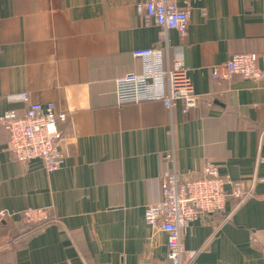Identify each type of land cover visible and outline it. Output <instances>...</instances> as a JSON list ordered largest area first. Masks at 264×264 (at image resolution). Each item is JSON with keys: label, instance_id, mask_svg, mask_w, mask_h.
Returning a JSON list of instances; mask_svg holds the SVG:
<instances>
[{"label": "crops", "instance_id": "1", "mask_svg": "<svg viewBox=\"0 0 264 264\" xmlns=\"http://www.w3.org/2000/svg\"><path fill=\"white\" fill-rule=\"evenodd\" d=\"M143 2L0 0V115L22 114L7 97L24 92L66 115L64 162L52 173L40 160L21 167L0 127V210L51 218L29 236L20 218L3 223L0 264H169L144 206L160 201L164 176L192 178L207 162L226 192L242 182L253 194L186 227L185 249L200 250L193 264H264V81L211 76L243 53L264 69V0H175L189 4L185 36L168 34V56L188 69L196 97L186 112L182 102L116 104L115 80L142 71L132 52L156 42V25L136 12Z\"/></svg>", "mask_w": 264, "mask_h": 264}, {"label": "built area", "instance_id": "2", "mask_svg": "<svg viewBox=\"0 0 264 264\" xmlns=\"http://www.w3.org/2000/svg\"><path fill=\"white\" fill-rule=\"evenodd\" d=\"M189 4L177 6L175 0H144L137 5L139 17L144 16L158 28L156 42L151 48L134 50L132 57L142 65L140 74H128L115 80L114 95L118 106L141 103H160L171 110L176 102L184 104V112L196 105L188 69L179 58H169L170 31L183 38L189 23ZM261 56L252 53L236 54L212 69V78L229 81L233 76L250 81H264V69L259 67ZM9 102L25 104L22 114L10 109L0 115V127L5 131V150L21 166L40 160L47 173L62 168L64 156L59 150L61 132L57 122L66 115L58 113L52 104L31 102L29 95H10ZM166 161H173L167 154ZM192 178L172 171L161 179V199L147 204L143 219L149 228H158L166 236V257L169 264H193L200 250H186L182 234L186 227L202 216H214L224 210L229 199L243 202L252 194L242 182H232L230 192L225 191L227 181L221 177L218 166L211 162ZM46 210L28 209L21 213L0 210V226L15 218L22 223H38L47 219ZM254 241V240H252ZM254 243V242H253Z\"/></svg>", "mask_w": 264, "mask_h": 264}, {"label": "trees", "instance_id": "3", "mask_svg": "<svg viewBox=\"0 0 264 264\" xmlns=\"http://www.w3.org/2000/svg\"><path fill=\"white\" fill-rule=\"evenodd\" d=\"M234 202L235 204L238 203L237 200H235ZM49 223H51L50 215H48L47 219L42 222L29 223V224L23 223L24 225L22 226V234L24 236H29L37 232H40L45 228V226L49 225Z\"/></svg>", "mask_w": 264, "mask_h": 264}]
</instances>
